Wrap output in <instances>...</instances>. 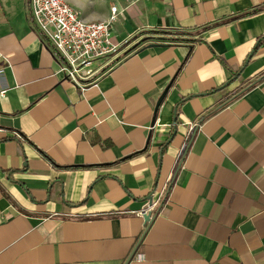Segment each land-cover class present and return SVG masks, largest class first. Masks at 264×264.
I'll list each match as a JSON object with an SVG mask.
<instances>
[{
    "label": "crops",
    "instance_id": "crops-1",
    "mask_svg": "<svg viewBox=\"0 0 264 264\" xmlns=\"http://www.w3.org/2000/svg\"><path fill=\"white\" fill-rule=\"evenodd\" d=\"M65 1L121 55L75 85L0 0V264H264V0Z\"/></svg>",
    "mask_w": 264,
    "mask_h": 264
},
{
    "label": "built area",
    "instance_id": "built-area-1",
    "mask_svg": "<svg viewBox=\"0 0 264 264\" xmlns=\"http://www.w3.org/2000/svg\"><path fill=\"white\" fill-rule=\"evenodd\" d=\"M29 8L37 31L59 59L61 72L75 85L93 83L121 55V46L112 40V24L119 14L115 4L108 21L96 22L83 19L65 0H29Z\"/></svg>",
    "mask_w": 264,
    "mask_h": 264
},
{
    "label": "water",
    "instance_id": "water-1",
    "mask_svg": "<svg viewBox=\"0 0 264 264\" xmlns=\"http://www.w3.org/2000/svg\"><path fill=\"white\" fill-rule=\"evenodd\" d=\"M162 98H163V96H162ZM162 98L160 99L159 103L161 102ZM196 132H197V129H195V130L193 131V134H192V137H191V139H190V141H189L188 147H187V149H186V151L184 152V155H183V157H182V161H183V159L185 158V156H186V154H187V152H188V148H189V146H190V144H191V142H192V140H193V138H194ZM157 214H158V212H156V213H154V214H153L152 212H148V213H145V214L143 215L144 220H145V223L147 224V227H149V226L152 224V222H153L154 219L156 218ZM143 237H144V235H143L142 238L140 239V241H139L137 247L134 249V251L132 252V254L130 255V257L128 258L126 264H128V263L131 261V259L133 258V256H134V254H135V252H136V250H137L139 244L141 243Z\"/></svg>",
    "mask_w": 264,
    "mask_h": 264
},
{
    "label": "trees",
    "instance_id": "trees-1",
    "mask_svg": "<svg viewBox=\"0 0 264 264\" xmlns=\"http://www.w3.org/2000/svg\"><path fill=\"white\" fill-rule=\"evenodd\" d=\"M262 9H256V10H254V11H250V12H248V13H246L245 15H248V16H250V15H254V14H256V13H258V12H260ZM163 34H176V33H163ZM178 39H176V38H160L159 39V41H162V42H176ZM264 45V37H261V38H259L258 39V41H257V48H260L261 46H263ZM245 92V90H243L240 94H236V95H234V97H238L239 95H242L243 93ZM65 168H74V167H65Z\"/></svg>",
    "mask_w": 264,
    "mask_h": 264
},
{
    "label": "rangeland",
    "instance_id": "rangeland-1",
    "mask_svg": "<svg viewBox=\"0 0 264 264\" xmlns=\"http://www.w3.org/2000/svg\"><path fill=\"white\" fill-rule=\"evenodd\" d=\"M81 16H82V14H81Z\"/></svg>",
    "mask_w": 264,
    "mask_h": 264
}]
</instances>
